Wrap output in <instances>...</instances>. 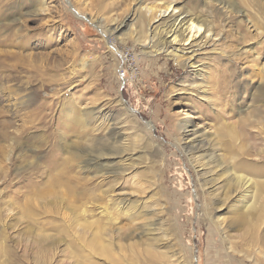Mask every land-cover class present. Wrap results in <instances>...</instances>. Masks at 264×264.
Masks as SVG:
<instances>
[{"label":"rangeland","instance_id":"1","mask_svg":"<svg viewBox=\"0 0 264 264\" xmlns=\"http://www.w3.org/2000/svg\"><path fill=\"white\" fill-rule=\"evenodd\" d=\"M168 2L211 41L143 54L142 9ZM192 132L217 146L195 169L180 150ZM239 172L238 200L203 186ZM259 182L256 0H0V264H264Z\"/></svg>","mask_w":264,"mask_h":264},{"label":"bare ground","instance_id":"2","mask_svg":"<svg viewBox=\"0 0 264 264\" xmlns=\"http://www.w3.org/2000/svg\"><path fill=\"white\" fill-rule=\"evenodd\" d=\"M256 1L259 6H264V0ZM203 4L205 5L206 2H203ZM142 11V26L145 28V24H149L145 32H142L140 30V33H143L141 37L143 42L149 39L148 45H142L141 52L145 55L150 56L157 54L158 52H163L167 55H171L172 53H174L171 47H173V45L175 44L183 42L182 46H186L187 44H201L203 41L204 44H206V42H209L212 39L210 35L213 32L211 30V26H209V24L206 22V19H204L199 14L196 15L194 13L181 11L180 8L174 5L173 2L144 7ZM161 25L162 27L158 28ZM119 26L120 24L114 27L112 31L118 32L120 30ZM161 36L163 37V40H161ZM175 50L176 49L174 48V51ZM173 56L176 55L173 54ZM109 133L111 144L114 145L121 142L122 137L121 133L119 132V128L112 127ZM190 137V142H187L184 147L180 146V150L182 151V154L185 155V160H187L192 165L193 169H195V165L198 161H201L203 159L208 160L210 157L214 156V154H211L210 152L213 149H216L217 146L215 144L212 146V140H206L205 138V140L202 139V141L198 140L199 135L196 132H192ZM240 145L243 149L245 144H243L242 138L240 139ZM250 147L251 145L248 144L247 146H245L244 150L246 148L249 149ZM88 155L89 156L87 159V164H89L90 166L96 167L105 165L104 163H107V161L105 160L108 159H105L106 157L102 154H93L91 152ZM245 167L246 166H239V169L245 170ZM230 169L231 172L238 170L235 162L232 164ZM200 175L202 176V179L204 177L203 181H205V171H202V174ZM235 175L236 174L232 173V179L234 180V183H232L231 186L232 188L229 187L228 183H220V186L215 187L216 184H213V182L216 179H210L207 182H204L203 186L207 187V192L208 194H210V196L217 197L219 195H224L222 196L223 198L232 196L234 199L238 200V198H240V192H238V189L243 190L248 188L251 185L250 182L252 183V181L249 176L241 172H239V175ZM260 188L264 189V182L258 183L256 189L258 190ZM141 234H143L142 231Z\"/></svg>","mask_w":264,"mask_h":264}]
</instances>
